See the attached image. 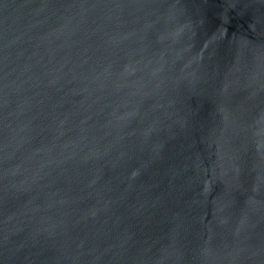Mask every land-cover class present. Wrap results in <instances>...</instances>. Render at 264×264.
<instances>
[{"label":"water","instance_id":"1","mask_svg":"<svg viewBox=\"0 0 264 264\" xmlns=\"http://www.w3.org/2000/svg\"><path fill=\"white\" fill-rule=\"evenodd\" d=\"M0 264H264V0H0Z\"/></svg>","mask_w":264,"mask_h":264}]
</instances>
